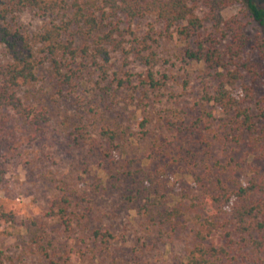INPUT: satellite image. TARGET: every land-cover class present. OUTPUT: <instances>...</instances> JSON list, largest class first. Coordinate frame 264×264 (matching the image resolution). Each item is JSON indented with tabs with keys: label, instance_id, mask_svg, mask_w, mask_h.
I'll list each match as a JSON object with an SVG mask.
<instances>
[{
	"label": "rangeland",
	"instance_id": "rangeland-1",
	"mask_svg": "<svg viewBox=\"0 0 264 264\" xmlns=\"http://www.w3.org/2000/svg\"><path fill=\"white\" fill-rule=\"evenodd\" d=\"M254 2L264 5V0ZM234 15L246 23L243 56L259 67L256 80L245 77L240 83L252 88L254 100L248 105L254 108L255 100L264 98V62L256 49L262 35L242 4L223 12L224 18ZM45 21L29 10L14 16L15 24L29 30ZM121 22L133 35L125 36L124 50L111 53L106 80L95 69L83 71L74 83H87L71 89L51 78L47 65L39 67L37 82L20 96L35 110L45 109L48 123L31 128L7 113L8 122L0 129V205L15 215V222L0 227V250L15 264H50L31 246L42 226L54 242L49 250L58 264H189V219L180 220L181 226L150 223L132 183L109 177L110 162L117 168L126 160H138L132 168H140L139 178L150 181L154 196L168 207L200 200L195 175H217L228 186L264 178V121L254 132L242 134L224 125L225 116L203 99L204 89L214 88L213 78L183 60L185 45L176 35L160 37L161 26L153 17ZM147 35L156 40L149 66L129 49L134 37ZM147 70L161 86L147 84ZM119 79L128 81L118 86ZM101 129L117 133L112 145L104 142ZM62 195L71 200L69 230L47 217ZM215 208L199 212L207 217ZM228 215L229 208L223 209L219 220L228 221ZM94 230L110 232L107 249L92 237ZM230 256L231 264H259L247 248L235 247Z\"/></svg>",
	"mask_w": 264,
	"mask_h": 264
},
{
	"label": "trees",
	"instance_id": "trees-1",
	"mask_svg": "<svg viewBox=\"0 0 264 264\" xmlns=\"http://www.w3.org/2000/svg\"><path fill=\"white\" fill-rule=\"evenodd\" d=\"M238 4L245 7L250 21L260 28L262 40L256 49L264 62V5L258 6L254 0H0V48L4 59L0 62V129L8 122L9 112L31 128L41 129L48 123L45 109L35 110L20 96L22 89L37 82L39 67L47 65L51 78L60 86L71 89L87 83L86 80L74 83L83 71L95 69L99 79L106 80L111 53L124 50L125 36L133 35L130 26L121 27V21L153 17L161 26L158 35L163 38L176 35L185 45L183 60L200 66L213 78L214 88L212 91L205 88L203 99L225 116L224 125L240 134L254 132L257 123L264 121V98L255 100L254 108L249 106L254 100L252 88L240 83L245 77L256 80L259 67L243 56L247 43L246 23L238 15L223 16L225 10ZM25 10L47 21L35 30L18 26L14 16ZM148 39L151 42H147ZM131 42H135L129 48L135 59L149 66L154 58L152 44L156 43L155 38L147 35L139 40L134 37ZM140 44L142 48L136 49ZM144 50L149 56L142 54ZM146 78L150 87L161 86L162 82L155 80L150 70H147ZM127 81L119 79L118 86ZM207 117L212 116L209 113ZM200 121L201 118L195 124ZM100 136L112 145L117 133L101 129ZM201 138L205 139L204 136ZM137 161L126 160L117 168L110 162L109 177L132 183L142 197V213L153 225H179L180 220L189 219V264H231L230 254L235 247L239 251L249 249L259 264H264V178L228 186L217 175L209 179L195 175L202 189L200 200L187 207L181 202L168 207L154 196L151 182L139 178L140 168H132ZM2 181L0 174V184ZM131 197L135 199L136 194ZM206 206L216 207L215 214L203 217L199 210ZM70 207V197L62 195L54 201L47 217L59 220L69 230L72 227ZM227 208L228 221L221 222L218 215ZM14 222L15 215L5 212L0 205V227ZM182 227L187 229L184 224ZM39 229L41 231L33 237L31 246L50 264H58L49 250L54 249V242L43 226ZM92 237L104 249L109 247L112 239L109 231L102 230H94ZM0 264L15 262L0 250Z\"/></svg>",
	"mask_w": 264,
	"mask_h": 264
}]
</instances>
